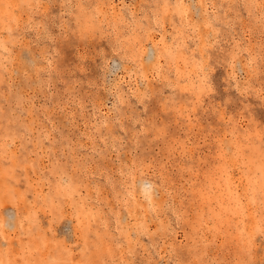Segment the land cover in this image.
Here are the masks:
<instances>
[{
    "label": "rangeland",
    "instance_id": "1",
    "mask_svg": "<svg viewBox=\"0 0 264 264\" xmlns=\"http://www.w3.org/2000/svg\"><path fill=\"white\" fill-rule=\"evenodd\" d=\"M37 2L0 0V224L3 225L0 232L10 241L8 247H0V261L17 264L22 258L35 261L55 258L50 254L55 248L52 243L42 251L20 250L21 242L26 249L36 247V241L28 234L30 222L23 220L32 210V202L35 201L40 210L35 212L36 224L31 227L37 237H42L52 217L41 206L49 207L45 202L52 197L63 201L65 216L57 217L52 228L56 239L63 241V247L74 250L66 256L69 260L73 256L81 258L80 248L84 244L74 221L80 203L85 205L83 211L90 210L95 217L91 222L93 233L99 232L105 240L116 237L122 241L120 248L113 243L112 254L105 257L112 264L122 259H157L146 248L137 249L129 256V244L122 233H130L135 239L138 225L154 232L161 222L171 225L164 235H140L139 241L142 245L155 241L151 251L165 256V259L169 246L173 244H183L186 256L191 249L192 255L187 256L188 259L199 256L209 264H236V261L245 259L240 238L242 234L252 232L259 222L260 139L256 133L260 113L264 111L259 101L254 96L241 97L232 89L230 95L238 99L226 110L229 116L233 112L236 115L227 128L217 127L221 122L214 113L205 111L209 103L219 104L220 98L198 109L194 114L197 118L191 123L187 110H181L180 104L172 105L171 102L170 111L154 116L160 107L159 102L146 110L145 105L135 103L134 93L144 91L143 87H138V82L141 85L147 83L151 89L163 81H142L135 73L128 77L124 64H130V61L121 60L123 51L114 53L108 39L97 38L95 46L85 55L83 45L77 50L75 45L80 42L78 36L72 34V29L77 27L78 15L83 22L88 9L100 4L101 15L96 23L105 32L112 33L113 42V25L123 16L145 28L151 24L155 29L150 33L151 37L159 40L163 34L165 41L171 44L175 35L172 25L179 26L180 16L169 8L171 23L163 31L151 22L153 12L165 0H56L54 23L43 7H26L28 3L35 5ZM39 2L46 4L47 0ZM167 2L175 5L178 0ZM245 2L259 5L260 0H183L189 6L192 19H197L193 12L201 3L207 5L206 9H199L201 32L207 31L202 27L205 20L212 21L220 29L213 51L221 59L224 54L219 49L231 50L234 36L239 38L241 34V25L250 30L245 46L259 52L261 9L258 6L251 8L250 16L249 10L242 7ZM77 4H83L84 10L76 7ZM61 23L67 26V38L74 41L71 48H66L65 42L57 36L62 31ZM37 24L43 27L38 29ZM44 28L57 39H49ZM183 31L184 36L178 41L183 40L187 45L184 54L191 65L193 59H199V51L193 52L192 49L203 41H198L195 38L198 34L190 28L185 27ZM188 36L193 39H187ZM150 43L148 41L146 46ZM69 52L72 53L73 67L66 71ZM247 55V52L239 53L241 64ZM160 63L163 73L171 71L174 75L175 68L170 67L168 60L161 59ZM226 74L222 67H217L211 74L213 86L222 85L221 92L224 91ZM117 80L123 81L119 91L135 104V109L129 108L120 122L113 120L115 113L112 109L115 102L112 86ZM171 92L172 89L165 87L162 95L168 97ZM177 95L186 98L183 103L192 99L189 93L177 91ZM152 104L153 101L149 100L148 105ZM241 109L248 115L245 116ZM209 124L211 127L206 128ZM161 126L170 128L172 134L157 132ZM233 128L238 136L232 135ZM246 130L253 133L254 153L246 147ZM225 132L228 133L227 145L234 140L242 142L239 147L243 158L239 161L233 152H226L224 158H220L217 134L224 137ZM244 153L251 154L250 162ZM73 157L79 158L75 168ZM238 163L246 165L243 180ZM58 185L62 189L60 192L57 191ZM145 185H151L155 212L149 207ZM253 188L255 205L249 200ZM13 196H23L19 201L20 214L14 220V231L8 228L9 213H16L11 202ZM130 210L132 215H129ZM177 214L182 216L180 221L176 220ZM83 219L87 225L88 219ZM53 232L47 233L49 240ZM260 239L257 235V242Z\"/></svg>",
    "mask_w": 264,
    "mask_h": 264
},
{
    "label": "snow or ice",
    "instance_id": "2",
    "mask_svg": "<svg viewBox=\"0 0 264 264\" xmlns=\"http://www.w3.org/2000/svg\"><path fill=\"white\" fill-rule=\"evenodd\" d=\"M259 7L261 9V13L259 16V21L261 24V37H260V45L259 52L254 51L251 47L245 46V40L249 38L250 30H245L241 25L240 28V36L239 38H233L232 48L231 50H225L223 48L219 49L220 53H223V59L219 54L214 53V47L217 45L218 36L220 33V29L214 26L212 21L205 20L202 24L204 29H207L206 32H201V23L199 22V9H206L207 5L201 3L198 8L193 12V15L197 17V19H192L189 15V6L183 3V0H178L175 5L169 4L167 0H165L164 4L158 6V9L153 12V16L151 17V22L161 31H163L164 27L171 23L168 17V9L172 8L174 12H176L180 16V24L179 26L173 24V28L175 30V35L172 36L173 43H168L164 39V35L160 36L159 40H155L151 37L150 33L155 29L152 28L151 24L145 28L143 25H138L135 20H125L123 16L119 17L116 24L113 25V29L115 32V40L112 41V33H107L103 28L98 27L96 20L101 15V5L96 4L94 7H90L88 9V14L83 17V22L81 21V17L78 15L77 18V27L72 29V34L74 36H78L79 44H76L77 50L79 47L83 45L85 49V55L87 52L91 50L93 46H95V41L97 38L99 39H108L111 42V47L114 53H121L123 51V55L121 56V60L130 61V64H124V70L127 72L128 77H131L134 73L139 74L140 79L142 81H163V83L159 86L154 85L153 88H149L148 84L145 83L143 85L139 84L138 87H143L144 91L142 93L135 92L136 96V104H143L146 106V110H150L151 107L155 106V102H159L160 107L157 108V112L153 113L154 116L157 113L168 112L169 102L172 105L180 104L181 110L186 109L189 116V123H191L197 117L194 115L198 109L202 108L209 101H214L217 98H220V103H209L208 108L205 110L206 112H212L215 114L216 118L221 122L217 127L223 126L225 128L229 127L235 117V112L231 116L228 115L227 107L229 105H235L238 97H234L230 95V91L235 89L240 96H254L260 103V107L264 109V0H260L259 5H255L252 3L245 2L243 4L244 9L249 10V15L251 16V8ZM8 7H12L8 5ZM16 7H21V5H17ZM28 8L36 7L45 9V14L48 18L54 23L56 20V16L53 15L56 9V0H47V3L38 2L33 5L32 3H28L26 5ZM63 7V5H61ZM76 7L80 8L82 11L84 10L83 4H77ZM109 7H115V5H109ZM235 7H241L240 5H236ZM160 8L163 11H160ZM241 21H243V17H240ZM36 27L38 29L43 26L37 24ZM62 31L57 34V36L65 42L66 48H71L74 44L72 39H68V29L67 26L63 23L60 25ZM187 27L192 30L193 33H197L198 35L195 37L198 41H203V43H198L197 48L192 49L193 52L199 51V59H193L191 65L189 64V59L185 56L184 52L187 49V45L183 42V40H179V37L184 36L183 29ZM229 27H235V25H229ZM139 29V31H138ZM46 34H48V29L44 28ZM143 33V34H141ZM57 36H52L48 34L49 39H57ZM187 39H193L192 36H188ZM151 41L150 44L146 43ZM247 52L248 55L243 58V63L241 64L238 60L239 53ZM72 53L69 52L66 56V71L71 70L73 67V60L71 59ZM161 59H166L169 62L170 67L175 68L174 75L171 71L167 73H163L161 69L163 65L160 63ZM215 59V62L213 60ZM182 61V63H181ZM51 61H49V66H51ZM224 68L227 73L224 76L225 86L224 91L221 92L220 89L222 85L217 83L215 87L212 83V72L217 68ZM195 82H194V80ZM123 83L122 80H117L115 84L112 86L113 95L115 97V102L112 103V109L114 110L115 115L113 116V120L116 122H120L125 118V113L129 108L135 109V104H133L130 100L125 99L124 95L119 91L120 85ZM258 83V86H257ZM172 89V92L168 97H164L162 95L163 88ZM177 91L181 94L189 93L192 97L190 101L187 103H183L185 101V97L183 95L178 96ZM216 95H213V93ZM205 97L208 100H205ZM153 101L152 105H148V101ZM103 103V101H101ZM124 106V107H120ZM241 112L247 116L248 113L244 109H241ZM260 126L258 130L260 144V160H259V180H260V198H259V222L258 226L254 228V230L246 235L241 236V245L242 250L246 256L243 260L236 261V264H264V111L260 113ZM107 127V125H105ZM206 128H210L211 124L206 125ZM157 132H160L163 135L172 134L171 129L167 126H161L156 129ZM232 135L238 136L239 133L235 128L232 129ZM253 133L250 130L245 131L244 140L247 141L246 147L252 149V152L255 151L254 142L251 140ZM228 133L225 132L224 137H219L217 134V138L219 141L218 144V152L220 158L223 159L226 152H233L237 157L238 161L242 159L241 149L239 145L242 143L239 140H234L232 144L229 146L226 144ZM45 139H48L45 136ZM115 139V138H114ZM245 156H249V162L251 161V154L244 153ZM78 157H73L72 165L73 168L77 166ZM241 171V179H245V167L244 164H237ZM131 174V173H129ZM123 176L124 173L121 172ZM249 181H251V177H248ZM133 181H135V177L133 176ZM143 183V181H141ZM251 186V184H250ZM62 189L58 185L57 191L60 192ZM145 196L148 200L149 207L151 211L155 212L157 209L153 207V196H152V188L151 185H145ZM252 196L249 197L250 202L255 205L257 200L255 198V189H252ZM131 196V193H129ZM23 199V196L20 198H16L13 196L12 204L16 209L15 215L11 216V219L8 222V228L10 230H15L14 220L16 216H18L20 203L19 201ZM133 199H135L133 197ZM46 204H49V207H43V210L50 216L52 219H49V227L44 230L45 235L42 237H37L31 225L36 224V216L35 212H38L40 209L36 208L35 201L32 202V210L29 211V214L23 217V220H28L30 222V227L28 230V234L32 236V239L36 241V247L32 248L29 246L27 249L25 248L23 242L20 244V250L22 252L28 251H42L47 249L48 244L52 243L55 245L54 249L50 250V254H52L55 258L52 259H42L40 261L23 259L18 261L17 264H112L105 257L110 256L112 254V244L115 243L117 248L122 247V241L119 238L113 237L112 239L105 240L104 237L101 236L99 232L93 233L91 229V222L95 219L93 215H91L89 211H83L85 205L80 203L77 206V210L74 214L75 227L80 231L81 236L83 238L84 244L80 248L81 258L76 259L74 256L71 260L67 259V255H71L74 251L73 249H69L67 247H63V241L56 239L55 233L53 232V224L55 223V219L63 218L65 216V209L63 207V201L57 199L56 197H52L50 201H46ZM2 207V206H0ZM6 211V210H5ZM129 215H132L131 210L129 211ZM88 219V224L85 225L84 219ZM182 216L180 214L176 215V220L180 221ZM23 220L21 221V230L23 231ZM38 226V225H37ZM171 225H164L162 222L160 226L154 232H148L147 229L143 227V225L137 226V236L133 239L130 233H122L125 239L129 244L128 255L132 256L137 252V249L146 248L151 256H157L158 258L155 260L148 259L145 261L141 260H120L116 262V264H209L208 261L197 256L196 259H188L187 256L192 255V250L190 249L187 256L185 255V250L183 244L177 246L175 244L169 246V251L166 253L167 259L165 256L159 255V253L152 252L155 241L152 244L142 245L139 241L140 235L147 234L149 237H154L157 233L160 235H164L168 231V228ZM0 227H3L0 224ZM120 229H118L119 231ZM71 231V230H70ZM53 232L51 240L47 233ZM259 235L261 238L259 242H257L256 237ZM167 238V237H165ZM187 237H185L186 239ZM0 240L3 241V244L0 247H8L10 244L9 238L4 236V233L0 232ZM107 245V246H106ZM258 248V252H254L253 249ZM58 254V255H56ZM253 256H258V259H253ZM0 264H3L0 261ZM12 264V262H10Z\"/></svg>",
    "mask_w": 264,
    "mask_h": 264
}]
</instances>
